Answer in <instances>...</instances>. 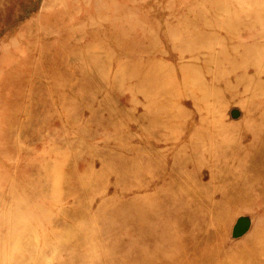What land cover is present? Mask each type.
<instances>
[{
  "label": "rangeland",
  "instance_id": "rangeland-1",
  "mask_svg": "<svg viewBox=\"0 0 264 264\" xmlns=\"http://www.w3.org/2000/svg\"><path fill=\"white\" fill-rule=\"evenodd\" d=\"M261 159L264 0H0V264L242 255L264 223ZM223 186L240 201L218 251Z\"/></svg>",
  "mask_w": 264,
  "mask_h": 264
},
{
  "label": "bare ground",
  "instance_id": "bare-ground-1",
  "mask_svg": "<svg viewBox=\"0 0 264 264\" xmlns=\"http://www.w3.org/2000/svg\"><path fill=\"white\" fill-rule=\"evenodd\" d=\"M189 128V127H188ZM191 128V127H190ZM191 130V129H190ZM193 130V129H192ZM249 130V129H248ZM251 131V130H250ZM215 133V132H214ZM206 134V133H205ZM187 139V138H186ZM190 139V138H189ZM188 139V140H189ZM176 140H178V139H176ZM176 140H174V141H176ZM184 141V140H183ZM181 143V142H180ZM226 144H228L229 146H227V147H225V148H223V150L222 151H220L221 152V154H223V155H225V156H227L230 152V150H231V141H229V142H225L224 144H223V147L226 145ZM233 146V145H232ZM247 148V147H246ZM252 148H253V146H252ZM145 150H149L150 152H152V151H154L153 150V148L152 147H150V145H147V146H144V147H136L135 148V150H132L131 148H129V151H128V157H127V167H130V168H132V167H134V165H135V163L137 162V157H138V155H136V154H142V152H144ZM190 150V149H189ZM242 151H245V150H242ZM161 152V151H160ZM219 152V153H220ZM159 153V152H158ZM219 153L217 154V155H219ZM183 154V153H182ZM239 156V155H238ZM195 157V156H194ZM174 158V157H173ZM141 159H142V156H141ZM231 159H233V156L231 157ZM230 159V160H231ZM261 161H262V163L264 164V160H262L261 159ZM194 162V161H193ZM263 164L261 165V167L260 168H257V169H255V174H256V177L258 178V179H255V181H257L255 184H258V186H257V189L258 190H260L262 193H263V195H264V166H263ZM215 165V164H214ZM170 166V165H169ZM205 168H206V166H205ZM254 168H256V166L254 167ZM152 168H150V170H151ZM196 170V169H195ZM261 170H262V172H261ZM194 171V170H193ZM210 172V171H209ZM194 173V172H193ZM150 174H151V171H150ZM186 174V173H185ZM189 174V173H188ZM241 175H244L243 173H241ZM166 176V175H165ZM168 176H170V175H168ZM159 178V177H158ZM161 180V179H160ZM159 180V181H160ZM238 180V179H237ZM216 181V180H215ZM218 181V180H217ZM231 182H233V180L231 181ZM154 184V183H153ZM150 187V186H149ZM236 187V186H235ZM134 188H136V187H134ZM139 188V187H138ZM215 191V190H214ZM218 192H216V193H218L219 194V196L221 195L222 196V198L221 199H223V200H227V202H226V205H225V207L226 208H221L220 206H218L219 204H220V202L219 203H216V205L214 206V209H213V211L214 212H216V216H213L212 215V217H211V220H210V222L207 220L206 222H205V225L206 226H208V227H210V225L212 224V228L210 227V231H208L207 230V236H208V238L206 239V240H204V243L206 244V245H208L209 247L212 245V243L214 242L215 244H216V250H222V248H226V240L222 237V235L220 234L221 233V231L223 230V228H224V230L226 231L227 230V228H228V226H229V224H231V223H229V219L228 218H226L225 216V214L226 213H228V212H230V211H233V208L235 209L236 208V206H238V202L240 201V199H239V195L237 196V193L236 192H234V191H232L231 190V186H228V187H226V188H224V186L219 190H217ZM249 192V191H248ZM247 192V193H248ZM244 193V192H243ZM250 193V192H249ZM200 195V194H199ZM207 195V194H206ZM209 195V194H208ZM211 196H212V193L210 194ZM243 195V194H242ZM245 196V195H244ZM243 196V197H244ZM214 197V196H213ZM259 197V196H258ZM202 198V197H201ZM208 198V197H207ZM209 199V198H208ZM218 200V199H217ZM242 200V199H241ZM211 202V201H210ZM215 202V201H214ZM214 202H213V204H214ZM242 202H243V200H242ZM225 204V203H224ZM246 205V204H245ZM191 207V206H190ZM245 208H247V209H249L248 207H247V205L246 206H244ZM211 208V207H210ZM154 209L157 211V208H156V206L154 207ZM253 212V211H252ZM145 217H144V219L141 221L142 222V226H143V228L145 229L146 227H148V223H149V210L147 211V210H145ZM190 212L189 211H186V212H184V213H182V214H185V215H188ZM143 210H134V209H129L128 210V213L126 214L127 216H129V217H131L132 218V220H135L136 222H138L139 223V221L143 218L142 216H143ZM220 214V215H219ZM219 215V216H218ZM192 218V216H191V214L190 215H188V216H186V218ZM229 217V216H228ZM252 221V220H251ZM259 222H261V221H259L258 220V225H257V227H256V230H257V233H254V235H253V237L254 238H252V239H249L248 240V245H249V247L250 248H248V246L246 247V252L245 253H242V255L241 254H239V251L237 252V253H232V250L233 251H235L236 249H233L232 248V250L231 249H229L228 250V252H227V258L226 259H220V262H219V264H264V263H260V262H257V260H258V258H260L261 256H264V223H259ZM253 224H254V222H253ZM191 229V228H190ZM211 229H213V234H211L212 232H211ZM234 231V230H233ZM176 232V231H175ZM199 232V231H198ZM204 232V231H203ZM177 233V232H176ZM199 233H201V232H199ZM233 233V232H232ZM173 234V233H172ZM260 234H263V241H261L260 240V238L259 239H257V236L258 235H260ZM193 235H196L197 237H198V235H197V233L195 234V233H193ZM195 236V237H196ZM180 240V239H179ZM179 240H176V241H179ZM175 241V242H176ZM196 243H197V240L195 241ZM177 243V242H176ZM175 246L176 247H180V248H182L183 247V244H181V245H176L175 244ZM182 246V247H181ZM175 247V248H176ZM171 248H172V246H171ZM170 248V249H171ZM174 248V247H173ZM172 248V249H173ZM211 248V247H210ZM183 249H184V247H183ZM240 249V248H239ZM176 250V249H175ZM178 250V249H177ZM185 250V249H184ZM214 251V250H213ZM225 251H226V249H225ZM157 252V251H156ZM173 252V251H172ZM177 252V251H176ZM181 252H182V250H181ZM184 252V251H183ZM174 253V252H173ZM179 253H180V251H179ZM185 253V252H184ZM172 254V253H171ZM174 254H176V253H174ZM173 254V255H174ZM186 254V253H185ZM185 254H183L182 253V255L183 256H185ZM203 254V253H202ZM212 253H207L204 257H208V256H210ZM190 255V254H189ZM237 256H239V258H237ZM202 256H200L199 258H201ZM180 258V257H179ZM182 258V257H181ZM188 259V258H187ZM152 260V259H151ZM182 260V259H181ZM146 261H147V259H146ZM149 261V260H148ZM153 261V260H152ZM194 260H192V262H193ZM158 262V261H157ZM180 263H181V261H180ZM211 263V262H210ZM172 264V263H171ZM173 264H176V262H173ZM181 264H184L183 262L181 263ZM187 264H189V263H187ZM195 264H196V262H195ZM200 264V263H199ZM203 264H206V263H203ZM208 264V263H207ZM216 264V263H215ZM217 264H218V262H217Z\"/></svg>",
  "mask_w": 264,
  "mask_h": 264
},
{
  "label": "water",
  "instance_id": "water-1",
  "mask_svg": "<svg viewBox=\"0 0 264 264\" xmlns=\"http://www.w3.org/2000/svg\"><path fill=\"white\" fill-rule=\"evenodd\" d=\"M248 229V224L243 220L239 223L238 227L235 230L236 236L243 235Z\"/></svg>",
  "mask_w": 264,
  "mask_h": 264
}]
</instances>
